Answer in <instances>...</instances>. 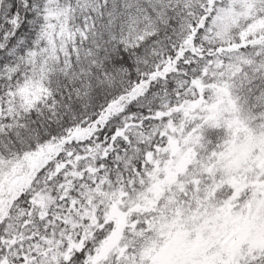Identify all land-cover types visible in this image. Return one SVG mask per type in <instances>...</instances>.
Masks as SVG:
<instances>
[{"label":"snow or ice","instance_id":"snow-or-ice-1","mask_svg":"<svg viewBox=\"0 0 264 264\" xmlns=\"http://www.w3.org/2000/svg\"><path fill=\"white\" fill-rule=\"evenodd\" d=\"M0 264H264V0H0Z\"/></svg>","mask_w":264,"mask_h":264}]
</instances>
